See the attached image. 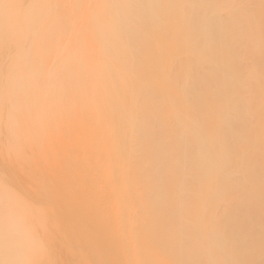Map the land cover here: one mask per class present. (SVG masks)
Listing matches in <instances>:
<instances>
[{"label": "bare ground", "instance_id": "bare-ground-1", "mask_svg": "<svg viewBox=\"0 0 264 264\" xmlns=\"http://www.w3.org/2000/svg\"><path fill=\"white\" fill-rule=\"evenodd\" d=\"M0 264H264V0H0Z\"/></svg>", "mask_w": 264, "mask_h": 264}]
</instances>
